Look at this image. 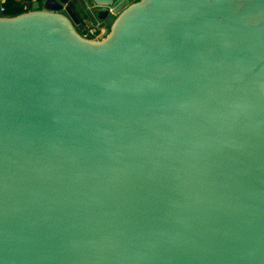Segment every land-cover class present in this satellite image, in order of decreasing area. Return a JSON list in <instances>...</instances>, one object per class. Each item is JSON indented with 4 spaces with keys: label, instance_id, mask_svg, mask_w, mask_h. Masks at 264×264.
<instances>
[{
    "label": "water",
    "instance_id": "obj_1",
    "mask_svg": "<svg viewBox=\"0 0 264 264\" xmlns=\"http://www.w3.org/2000/svg\"><path fill=\"white\" fill-rule=\"evenodd\" d=\"M70 1L0 13V264H264V0Z\"/></svg>",
    "mask_w": 264,
    "mask_h": 264
},
{
    "label": "built area",
    "instance_id": "obj_2",
    "mask_svg": "<svg viewBox=\"0 0 264 264\" xmlns=\"http://www.w3.org/2000/svg\"><path fill=\"white\" fill-rule=\"evenodd\" d=\"M4 0H0V13L5 14V6L3 4ZM81 33L87 37H99L102 35V28H97L95 25H93L90 22H86L84 26L81 28Z\"/></svg>",
    "mask_w": 264,
    "mask_h": 264
},
{
    "label": "trees",
    "instance_id": "obj_3",
    "mask_svg": "<svg viewBox=\"0 0 264 264\" xmlns=\"http://www.w3.org/2000/svg\"><path fill=\"white\" fill-rule=\"evenodd\" d=\"M31 3V0H4L5 13H16L23 10V3Z\"/></svg>",
    "mask_w": 264,
    "mask_h": 264
},
{
    "label": "flooded vegetation",
    "instance_id": "obj_4",
    "mask_svg": "<svg viewBox=\"0 0 264 264\" xmlns=\"http://www.w3.org/2000/svg\"><path fill=\"white\" fill-rule=\"evenodd\" d=\"M70 3L74 7L76 13H78L81 17L84 18V13H83L81 7L75 2V0H71Z\"/></svg>",
    "mask_w": 264,
    "mask_h": 264
},
{
    "label": "crops",
    "instance_id": "obj_5",
    "mask_svg": "<svg viewBox=\"0 0 264 264\" xmlns=\"http://www.w3.org/2000/svg\"><path fill=\"white\" fill-rule=\"evenodd\" d=\"M33 0H31V2H32ZM31 4V3H30ZM30 4H28V3H23V10H25V9H28V8H30ZM23 10H21V11H23ZM20 12V11H19ZM17 13V12H16ZM5 14H9L8 12L7 13H5Z\"/></svg>",
    "mask_w": 264,
    "mask_h": 264
},
{
    "label": "rangeland",
    "instance_id": "obj_6",
    "mask_svg": "<svg viewBox=\"0 0 264 264\" xmlns=\"http://www.w3.org/2000/svg\"><path fill=\"white\" fill-rule=\"evenodd\" d=\"M111 17H112V14H111V13H109V14H108V17L106 18V19H107V21H109V20L111 19Z\"/></svg>",
    "mask_w": 264,
    "mask_h": 264
}]
</instances>
